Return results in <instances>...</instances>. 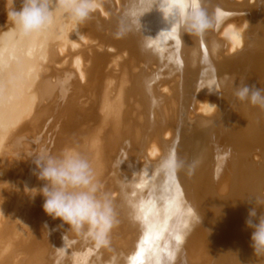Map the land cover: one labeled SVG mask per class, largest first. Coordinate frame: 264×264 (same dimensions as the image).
<instances>
[{"label":"bare ground","instance_id":"obj_1","mask_svg":"<svg viewBox=\"0 0 264 264\" xmlns=\"http://www.w3.org/2000/svg\"><path fill=\"white\" fill-rule=\"evenodd\" d=\"M97 3L83 23L54 9L50 25L25 34L10 16L23 0H0V264H77L89 250L87 264H129L146 234L152 264H264L246 225L250 202L264 197V110L234 94L264 88V0H201L209 15L232 14L245 47L214 53L217 32L180 26L182 65L167 58L176 45L164 34L177 18L164 0ZM153 40L163 54L146 46ZM173 149L176 186L163 166ZM65 150L90 162L112 198L107 247L47 215L35 196L46 183L35 157Z\"/></svg>","mask_w":264,"mask_h":264},{"label":"clouds","instance_id":"obj_2","mask_svg":"<svg viewBox=\"0 0 264 264\" xmlns=\"http://www.w3.org/2000/svg\"><path fill=\"white\" fill-rule=\"evenodd\" d=\"M98 7L97 0H23V6L11 12L10 16L13 23L28 34L50 25L54 9L66 14L75 26L90 19ZM179 22L185 32L196 37H203L209 31L217 32L214 53L235 54L245 47L244 30L238 24L220 21L217 13L209 15L200 4L190 5L180 15ZM234 94L241 102H249L264 110V88L243 84ZM215 107L219 109L218 105ZM34 163L38 178L46 182L35 194L44 197L45 213L53 219L58 218L62 225L70 226L78 235L87 236L96 247H107L110 233L117 223L116 214L112 198L101 190L90 162L78 153L65 150L59 156L41 151ZM163 166L177 170L182 163L167 159ZM253 202L255 207L249 209L246 225L254 229L251 247L256 256H261L264 255V213L258 217V222L255 219L257 208L264 206V197L256 196L250 203Z\"/></svg>","mask_w":264,"mask_h":264},{"label":"snow or ice","instance_id":"obj_3","mask_svg":"<svg viewBox=\"0 0 264 264\" xmlns=\"http://www.w3.org/2000/svg\"><path fill=\"white\" fill-rule=\"evenodd\" d=\"M153 2H154V0H146V3L149 5H151ZM164 4H165L166 8L171 12V14L177 18L176 23H175L176 27H174L171 32L164 34L166 38L175 41V45H176L175 49L173 50V55L171 57H167V58L170 59L171 61L177 63V64L182 65L183 61L180 60L178 58V55H177L179 47H180L179 17L181 14H183L184 11H186V9L190 5H194V4H200L201 5V0H164ZM216 13L219 16L220 21L227 20L229 18V16L232 15L230 12L220 10V9H218L216 11ZM146 46L150 50H155L157 53L163 54L161 47H160V44H158L154 40L150 41ZM203 52H204L205 59L207 60L208 49L204 48ZM211 82L217 83L215 80H211ZM168 159L170 161L177 160V153H176L175 149H173L169 153ZM167 174L170 178L168 183L171 184L172 186H176V175L177 174H176L175 168L170 167L168 169ZM142 186H143L142 183L137 184V187H142ZM145 218L146 217H144L143 215L141 216V219H145ZM173 239H174L176 244H180L181 240H182V236L178 234V235H175ZM155 248H156V246L153 243L152 234H146L144 236V238L140 241L138 248H137V251L135 253H133L132 256H130L128 258L129 264H152V260L154 259L153 252H154ZM75 255L77 258V264H87V257L91 255V250H89L85 254H75ZM163 255H166L168 257L169 261H172L175 258L171 248L166 250L163 253ZM81 256L84 257L82 260L80 259ZM156 264H161V261L159 259H157Z\"/></svg>","mask_w":264,"mask_h":264},{"label":"rangeland","instance_id":"obj_4","mask_svg":"<svg viewBox=\"0 0 264 264\" xmlns=\"http://www.w3.org/2000/svg\"><path fill=\"white\" fill-rule=\"evenodd\" d=\"M53 137H55L54 134H53Z\"/></svg>","mask_w":264,"mask_h":264}]
</instances>
